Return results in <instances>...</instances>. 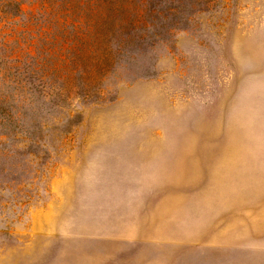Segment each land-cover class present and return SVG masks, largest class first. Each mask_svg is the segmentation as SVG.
<instances>
[{
	"label": "rangeland",
	"instance_id": "1",
	"mask_svg": "<svg viewBox=\"0 0 264 264\" xmlns=\"http://www.w3.org/2000/svg\"><path fill=\"white\" fill-rule=\"evenodd\" d=\"M77 1L0 12V264H264V0Z\"/></svg>",
	"mask_w": 264,
	"mask_h": 264
},
{
	"label": "trees",
	"instance_id": "2",
	"mask_svg": "<svg viewBox=\"0 0 264 264\" xmlns=\"http://www.w3.org/2000/svg\"><path fill=\"white\" fill-rule=\"evenodd\" d=\"M72 1L73 0H69V3L71 5H72ZM100 1H102V0H97V4L95 6H97L100 3ZM79 2H80V0L77 1V6L83 8V9H86L88 4H86V6L84 8L83 6L79 5ZM36 4L38 5V7H34L36 9L35 12H46V11H48L46 0H0V12H17L18 14H24L25 13V5L32 6V5H36ZM53 4H54V0H53ZM53 4L51 5L52 12H54V9H55V6ZM110 4H112V3L110 2ZM73 9L74 8L71 7L69 10L74 11ZM54 15H57V13H54V14L49 13L48 14V16H50V17H52ZM2 19L4 20V24L6 26L12 27V30L14 29L13 26L17 25V20H16L17 16L14 14L12 15L9 13L6 16H4ZM56 22H58L59 25L64 26V27L72 26L73 28H75L77 31V32H75L76 39L80 40L81 42H91L93 44L92 52L95 55H98V52L101 51L104 44L107 43L106 32L109 30H105V28L107 26V28L110 29V27L108 26V21L100 22L99 20L90 19L89 16L87 19L85 18L84 20H82L81 18H79V16L71 13L68 15L59 16L57 18ZM21 27L25 28V29L27 28V26L24 24ZM85 28H88L86 30H89L90 36H88L87 32H85V33L83 32L85 30ZM99 29H101L99 31L101 36L96 37L95 32ZM82 34H86L88 36V41L81 38ZM7 42H9V40H7ZM106 53H107V51H105V54ZM102 54L104 55L102 58L96 59L97 60L96 63H99L101 66L104 65L108 61V58H109L108 55L110 53H108L107 55H105L104 53H102ZM95 66H96V64H95Z\"/></svg>",
	"mask_w": 264,
	"mask_h": 264
}]
</instances>
